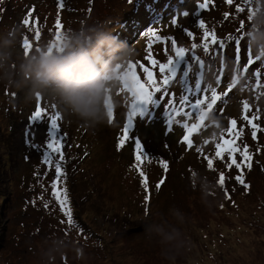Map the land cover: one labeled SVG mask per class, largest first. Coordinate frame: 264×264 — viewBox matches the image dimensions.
<instances>
[{"label": "rangeland", "instance_id": "rangeland-1", "mask_svg": "<svg viewBox=\"0 0 264 264\" xmlns=\"http://www.w3.org/2000/svg\"><path fill=\"white\" fill-rule=\"evenodd\" d=\"M161 1L164 0H63L60 8L61 0H0V36L14 31L20 51L25 36L33 49L47 45L54 38L57 15L65 31L92 22L117 30L124 22L127 29L120 38L135 49L132 61L148 67L157 83L159 67L153 66L151 59L166 63L168 55L174 56L173 38L178 46L189 49L167 92L155 94L165 99L150 105L145 117H134L130 130L133 139L118 146L127 122L130 95L117 94L116 90L111 122L108 119L93 128L62 114L58 124L64 160L51 155L50 164L43 162L51 138L50 123L47 119H29L37 101L25 103L20 90L0 81V264H264V59H256L253 51H240L246 38L241 37V44H235V38L249 24L247 8L243 13L236 11L235 5L242 0H233L232 4L209 0L204 9L197 7L204 0H169L164 14L147 9V4L154 7ZM252 7L253 17H264V0H253ZM185 11L187 16L182 14ZM225 13L229 15L225 17ZM137 15L140 22L135 23ZM26 17L30 20L27 26L23 24ZM148 17L150 20L146 21ZM201 19L217 42H225L223 49L211 42L210 35V51H203L205 29L198 27ZM240 20H244L243 30ZM148 28H154V34L148 33ZM185 28L194 36L187 37ZM128 33L131 37H124ZM192 43L198 45L194 50ZM193 51L203 60V67L189 59ZM249 55L253 63L243 69ZM232 62L243 71L228 89L235 75L230 72ZM136 71L142 81L146 79L139 64ZM213 73L218 84H213ZM209 84L217 92L227 91L217 101L223 112L216 116L223 128L218 135H212L213 125L207 120V126L191 134L194 146L188 149L181 141L183 129L175 123L177 119L183 123L185 118L173 116L170 130L168 117L173 108L195 113L191 105L196 99L211 95ZM183 97L187 100L181 104ZM166 100L172 103L166 106ZM245 101L248 109L243 107ZM51 104L41 100V106L49 112L53 111ZM216 108L214 105V112ZM245 115L259 125L255 138L251 125L243 120ZM231 118L237 120V127L230 136L227 128ZM187 122H195L194 117L187 118ZM221 135L234 139L241 151H245V144L248 146L251 160L242 163L239 170L226 169L215 158L214 169H207L203 156L196 152L199 146L203 153L214 156V146L221 142ZM134 138L141 140L148 153L139 162L149 184L147 204L135 167ZM234 155L239 159V153ZM160 159L168 161L166 172ZM57 162L62 167L59 178L55 174ZM220 171L226 177L223 188L217 183ZM241 173L247 189L235 180ZM198 175L214 185L208 196L211 207L201 199ZM160 180L163 183L157 189ZM53 181L58 190L66 189L72 226L53 195ZM153 223L170 224L182 232V254L173 258L163 254L158 237L145 231ZM66 247L69 249L63 256H56L58 249Z\"/></svg>", "mask_w": 264, "mask_h": 264}, {"label": "clouds", "instance_id": "clouds-1", "mask_svg": "<svg viewBox=\"0 0 264 264\" xmlns=\"http://www.w3.org/2000/svg\"><path fill=\"white\" fill-rule=\"evenodd\" d=\"M246 39L253 53L264 59V17L252 18ZM17 43L14 31L0 36V81L20 90L25 103L37 101L39 96L88 127L107 122L105 101L111 96L115 102L120 75L136 55L127 40L114 35L102 22H92L64 31L58 47L42 45L25 54ZM206 119L213 125L210 134L218 135L223 128L219 118L208 113ZM197 183L202 201L211 207L208 196L214 185L199 175ZM145 231L158 237L165 256L182 254L185 239L177 227L153 223ZM69 247L58 249L56 256H63Z\"/></svg>", "mask_w": 264, "mask_h": 264}, {"label": "snow or ice", "instance_id": "snow-or-ice-1", "mask_svg": "<svg viewBox=\"0 0 264 264\" xmlns=\"http://www.w3.org/2000/svg\"><path fill=\"white\" fill-rule=\"evenodd\" d=\"M228 4H232L233 0H226ZM209 0H204L203 3L197 4V7L199 9H204L208 6ZM253 0H242V3H237L235 5L236 11L243 13L245 11V6L247 8V21L251 22L255 10L252 7ZM243 5V6H242ZM63 0H61V3L59 4L60 8H63ZM183 15L187 16L188 12L185 11L182 13ZM225 17H227L229 14L225 13ZM176 17H172V23L175 24ZM24 25H29L30 20L26 17L23 20ZM198 27L200 29H205V22L201 19L198 21ZM244 28V20H240V29L243 30ZM65 30L63 29V25L61 22V19L59 15H57V18L55 20V35L52 40L48 42L47 45L49 47L53 46H59L62 40V33ZM148 33L154 34L155 29L154 28H148ZM184 33H186L187 37H193L194 33L190 31L189 29L185 28ZM36 37L39 38L40 33L39 31L36 32ZM211 35V42L216 44V46L220 49L224 48L225 42L219 41L217 42V38L214 35V33H211L208 30H204L203 32V39L201 41L203 51L208 54L210 51L209 42L207 41V38ZM241 37L246 38V31H241L240 36L235 38V44L240 45L241 44ZM157 39H160L157 37ZM198 45L196 43L191 44V49H196ZM22 48L25 54H28L31 50H33V45L30 42V39L28 36L23 37L22 40ZM37 48V47H36ZM171 50L174 52L173 55L167 56V62H158L155 59H151V64L153 66L158 64L159 67V73H160V81L157 83L153 72L148 68L145 67L143 64H140L139 61H132L130 60L127 65L124 67L120 79H121V87L117 89V94L120 92H127L130 95V101H127L128 111H127V122L124 124L122 132L123 135L119 138V145L122 146L126 140L133 139L132 136H130V130L133 126V119L134 117H140L143 118L147 114H149V106H155L160 103L161 99H165L164 96H155L157 93H163L167 92V86L173 81V78L177 76L178 69L181 66V62L186 61V54L189 52V49L185 47H180L177 44V39L173 38L171 40ZM247 50L249 53L252 52V47L250 42L246 39V45H241L240 51L243 52ZM190 60H195L197 64L200 67H203L204 62L203 60L196 55V53L193 51L191 53V56L189 57ZM246 63L243 66V69H247L249 65L253 63V60L251 58V55L245 57ZM256 59H261L260 56L256 55ZM223 62V61H222ZM137 64H139L140 68L143 70V74H145L146 79L141 80V76L137 73L136 67ZM191 67V65H189ZM119 67V66H118ZM243 69L239 66H236L234 62H232V66L230 67V72H234L235 75L232 78V81L227 85L228 89H231L234 84L237 82V79L241 77V73ZM213 76V84H218L219 79L216 76L215 73L212 74ZM213 84L208 85V91L211 93L210 96H205L202 99H196L195 103L191 105L193 109H195V113H191L187 110H177L175 108L172 109L169 117H168V125L171 130V126L173 124V116L182 115L185 118V122L181 123L180 119H177L175 123L177 125H180L183 129V135L181 137V141L186 144V148L191 149L194 146L193 139L191 138V134L196 132L201 126H207L206 125V115L208 113H213L215 116L219 113L223 112L222 108H219L217 105V101H220L222 97L227 95V91H220L217 92L216 87L213 86ZM187 100L186 97H183L180 101L181 104H183ZM172 101L166 100V106L170 105ZM106 109L108 112V119L109 122L112 121L114 117V103L112 102L111 96H109L105 101ZM214 105L217 106L216 111H213ZM51 109H53L52 112L48 111V108L41 106V99L39 96L37 97V103L35 110L31 113L29 116L30 120H36V119H47V121L50 123L51 126V138L49 139L47 143V151L44 153V163L50 164V156L51 155H57L59 157L60 161L64 160L63 155V143L62 139L63 137L59 135L60 133V127L58 124V120L61 118L62 113L59 110H56L57 107L55 103L51 104ZM244 109H248L249 105L245 101L243 104ZM194 117L195 122L189 124L187 122V118ZM243 120L247 121L250 125L253 131L251 132V135L253 138L257 136V132L255 129L259 127L258 124L252 123V120L249 118L248 115L243 116ZM229 127L227 128L228 134L231 136L234 133V129L237 127V120L235 118L229 119ZM242 127V126H241ZM235 135H239V132H235ZM220 141L215 143V150H214V156L205 154L202 152V149L199 146H196L195 150L197 153L201 154L203 156V159L206 161L207 169H214V158L219 159L223 162V165L226 169H232L235 168L239 170L241 168L242 163L245 161L251 160V155L246 151L247 145L245 144L243 147L245 151H241V148L238 144H236L234 139L231 138H225L223 135L220 136ZM204 143H208L207 140L204 141ZM134 148H135V167L137 168L139 175L141 177V184L144 187L145 195L143 197L145 203L150 200L149 193V184L147 182L146 174L140 170V161L143 157L147 156V150L145 146L142 144L141 140L139 138H134ZM235 153H239V159L234 155ZM160 166L163 168V170L166 172L168 170V161L166 159H160L159 160ZM247 167H251L250 162L247 164ZM55 174L56 177L59 178L62 174V167L61 163L57 162L55 165ZM225 173L224 171H220L218 174V180L217 183L223 188L225 183ZM235 180L242 184L245 189L248 188V185L245 183L243 174H237L235 176ZM163 183V180H160L156 183V188L159 189L161 184ZM52 192L55 196L57 202L59 203L60 210L64 213L65 217L67 218V223L69 226H72L74 224L73 221V214L71 207L68 206V197L66 195V189H57L56 182L53 181L52 184ZM225 196H228V192L225 189ZM47 206V205H45Z\"/></svg>", "mask_w": 264, "mask_h": 264}, {"label": "trees", "instance_id": "trees-1", "mask_svg": "<svg viewBox=\"0 0 264 264\" xmlns=\"http://www.w3.org/2000/svg\"><path fill=\"white\" fill-rule=\"evenodd\" d=\"M169 4H170V1L169 0H164V1H161V4H159V5H157V6H154V7H152V6H150V3L149 4H147V9L148 8H150V12L151 13H163L164 14V9H166V8H168L169 7ZM152 7V8H151ZM129 15L130 16H132V13L130 14L129 13ZM161 16V15H160ZM260 16V15H259ZM150 17H148L147 18V20L146 21H148V20H150L149 19ZM151 18H153V17H151ZM154 19H156V18H154ZM140 19H139V15H137L136 16V18H135V23L136 22H138ZM140 22V21H139ZM150 22V21H149ZM124 23V22H123ZM122 23V27H119V29H114V30H111L112 32H113V34L114 35H117L118 37H120L121 36V34H123L124 35V31L127 29V25L126 26H124V24ZM134 23V24H135ZM150 24L148 23L147 24V26H149ZM130 26H133V25H130ZM125 27V28H124ZM254 27H256V25L254 26ZM124 37H126V38H129V37H131V33H128V35H126V36H124ZM122 39V38H121ZM256 58V57H255ZM242 75V74H241ZM238 80H239V78H238Z\"/></svg>", "mask_w": 264, "mask_h": 264}]
</instances>
